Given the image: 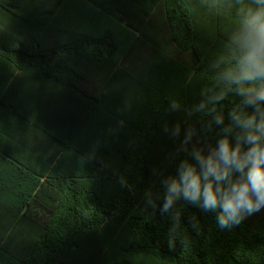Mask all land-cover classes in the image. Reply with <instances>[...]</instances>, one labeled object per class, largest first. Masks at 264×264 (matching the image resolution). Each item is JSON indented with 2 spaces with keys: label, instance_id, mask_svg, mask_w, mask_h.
Wrapping results in <instances>:
<instances>
[{
  "label": "trees",
  "instance_id": "1",
  "mask_svg": "<svg viewBox=\"0 0 264 264\" xmlns=\"http://www.w3.org/2000/svg\"><path fill=\"white\" fill-rule=\"evenodd\" d=\"M138 1L133 10L144 14L145 2ZM153 1L159 8L157 27L150 23L157 28L153 46L168 57L189 54L195 65L151 68L155 102L135 126L132 117L125 121L104 107L99 95L124 47L141 33L123 0H0V112L15 118L10 141L5 120L0 125V264H264V209L222 229L216 212L181 200L192 244L184 248L177 240L170 248L162 199L155 208L146 203L149 190L162 198V176L191 159L180 144L183 129L199 116L188 118L184 109L200 100L211 81L208 65L236 23L234 11L210 12L198 0ZM172 101L181 110L170 111ZM94 106L125 129L88 142ZM177 122L182 134L173 139L164 129ZM39 133L47 153L35 148ZM192 216L199 234L190 227Z\"/></svg>",
  "mask_w": 264,
  "mask_h": 264
},
{
  "label": "clouds",
  "instance_id": "2",
  "mask_svg": "<svg viewBox=\"0 0 264 264\" xmlns=\"http://www.w3.org/2000/svg\"><path fill=\"white\" fill-rule=\"evenodd\" d=\"M198 6L234 11L236 23L223 51L208 65L211 81L201 88L200 100L184 109L188 118L199 116L183 129L180 144L191 159L181 160L175 175L162 176V198L151 190L145 193L153 208L162 199L159 210L171 221L170 248L177 240L184 248L192 244L182 226L181 200L216 212L222 229L264 209V0H198ZM181 107L172 101L169 110ZM164 130L179 139L182 125H165ZM213 135L215 144L207 143ZM189 219L199 234V220Z\"/></svg>",
  "mask_w": 264,
  "mask_h": 264
},
{
  "label": "crops",
  "instance_id": "3",
  "mask_svg": "<svg viewBox=\"0 0 264 264\" xmlns=\"http://www.w3.org/2000/svg\"><path fill=\"white\" fill-rule=\"evenodd\" d=\"M138 0H123V9L127 14H132L133 19L137 22L141 33L136 34L129 46L123 49V56L119 61V66L111 73V75L103 79L100 85L99 95L103 100L104 107L107 105L112 113L125 121H128V116L132 117L130 120L136 125H141L143 119L149 117L151 105L155 102V95L153 88L149 86L152 78H150L151 68L160 64H170L174 66L176 63H186L189 66L195 65V59L189 54H176L173 57H168L160 52V50L153 46V40L157 36L156 29L150 25L154 22L155 26L159 18V8L153 0H144L146 11L144 14L133 10L134 6L137 7ZM157 27V26H156ZM144 40H140V39ZM140 79L145 78L146 82ZM156 85V84H155ZM91 91L93 89L91 88ZM178 97L182 100L185 99L183 91L175 90ZM5 120L7 140H12L15 135V118L10 113L2 115L0 112V125H3ZM23 124L28 126L26 121ZM116 120L115 117L108 115L105 110L99 107H90L87 113V127L85 128L86 140L90 143L95 140H103L104 135L109 132L115 133L120 131L119 128L125 127ZM111 128V131L108 129ZM20 141H27L24 134H20ZM37 143V148L42 153H47L48 148L41 142H46L43 134H38L37 138H33ZM12 150L13 144L7 142V148ZM90 150L97 151L94 146Z\"/></svg>",
  "mask_w": 264,
  "mask_h": 264
}]
</instances>
